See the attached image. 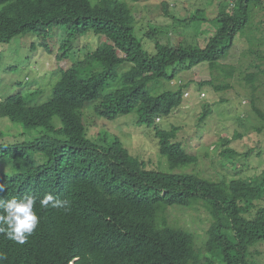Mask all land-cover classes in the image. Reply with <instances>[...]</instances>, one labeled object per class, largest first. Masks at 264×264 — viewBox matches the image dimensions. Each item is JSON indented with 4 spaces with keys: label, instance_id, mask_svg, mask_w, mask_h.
<instances>
[{
    "label": "trees",
    "instance_id": "obj_1",
    "mask_svg": "<svg viewBox=\"0 0 264 264\" xmlns=\"http://www.w3.org/2000/svg\"><path fill=\"white\" fill-rule=\"evenodd\" d=\"M234 1L237 16V8L232 13L228 4L220 3L214 19L219 28L206 47L165 48L156 41V51L149 53L130 26L131 12L123 0H0V44L41 32L47 47V33L56 27L67 29L63 52L89 33L103 39L84 60L80 56L60 72L49 101L35 104L31 97L38 92L0 101L1 117L29 130L43 129L23 143L4 140L0 130V199L34 196L41 217L23 245L0 235V251L8 256L5 264H251V248L264 242V207L256 209L255 204L264 199V172L255 182L212 181L196 173L148 169L118 137L108 145L89 138L83 112L89 102H96V114L107 120L137 111L138 123L153 127L160 155L172 170L196 165L197 156L177 140V129L161 130L156 124L181 106L183 85L156 95L148 89L161 80L172 82L180 68L205 62L218 68L251 23L252 10L264 8V0ZM203 12L196 10L184 22L205 20ZM145 37L156 39L157 34ZM91 66L84 77L82 71ZM233 74V67L225 71L227 79ZM230 87L227 83L217 89ZM255 111L264 119L260 109ZM47 194L68 200L70 210L41 207ZM198 203L214 219L204 246L169 220L171 208Z\"/></svg>",
    "mask_w": 264,
    "mask_h": 264
},
{
    "label": "rangeland",
    "instance_id": "obj_2",
    "mask_svg": "<svg viewBox=\"0 0 264 264\" xmlns=\"http://www.w3.org/2000/svg\"><path fill=\"white\" fill-rule=\"evenodd\" d=\"M131 12L130 26L149 53H154L156 41L166 47H206L219 28L214 20L220 3L228 4L233 13L238 7L234 0H123ZM204 9L205 20L185 23L196 10ZM157 37H145L146 33ZM48 46L44 33H30L15 37L9 44H0V101L22 94L38 92L31 97L35 104H42L52 97L54 85L61 71L74 65L80 56L96 50L103 39L93 33L78 37L75 48L61 50L67 37V29L56 27L48 31ZM105 38V37H103ZM86 45L79 52L78 46ZM227 42L219 46L226 45ZM71 53V54H70ZM234 68L233 77L227 79L225 71ZM94 69L82 71L86 77ZM128 69L120 68L119 72ZM264 8L252 10L251 23L243 35L239 34L228 57L213 68L201 63L192 69H182L172 82L161 80L149 87L154 95L184 87V99L180 107L156 124L161 130L177 129V140L186 150L198 158L196 165L172 170L167 159L160 155L153 127L138 123V113L133 111L115 120H107L96 114V102L85 105L84 123L89 138L101 145H108L118 137L131 155L142 161L146 168L165 173L187 172L212 181L242 179L254 181L264 172V119L255 109L264 114ZM171 73V70L168 71ZM229 83V89H217ZM201 84H204L201 87ZM255 86V89H254ZM153 88V90H152ZM189 95V96H187ZM207 111V117L200 120ZM56 127L61 125L53 119ZM0 130L4 140L12 142L33 141L43 129L29 130L21 123H13L0 116ZM0 140V143L4 142ZM227 150H229L227 152ZM227 152L226 154H224ZM37 164V161H32ZM261 183H257L261 191ZM256 209L264 207V199L256 201ZM255 209V210H256ZM171 224L181 227L196 236L197 245L204 246L207 232L214 219L203 203L192 208H171ZM251 264H264V242L251 248Z\"/></svg>",
    "mask_w": 264,
    "mask_h": 264
},
{
    "label": "clouds",
    "instance_id": "obj_3",
    "mask_svg": "<svg viewBox=\"0 0 264 264\" xmlns=\"http://www.w3.org/2000/svg\"><path fill=\"white\" fill-rule=\"evenodd\" d=\"M3 191L4 188L0 185V192ZM40 205L44 208L51 206L54 209L70 210L68 200H60L51 194L45 195ZM40 223L41 217L37 214L34 196L11 200L0 199V235L5 236L6 239L23 245L38 229ZM7 259V254L0 251V264H5Z\"/></svg>",
    "mask_w": 264,
    "mask_h": 264
}]
</instances>
